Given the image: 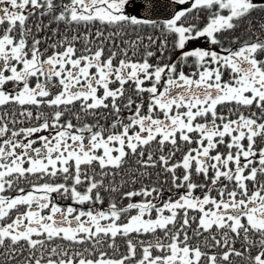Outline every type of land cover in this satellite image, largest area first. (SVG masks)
I'll use <instances>...</instances> for the list:
<instances>
[{
	"label": "snow or ice",
	"instance_id": "1",
	"mask_svg": "<svg viewBox=\"0 0 264 264\" xmlns=\"http://www.w3.org/2000/svg\"><path fill=\"white\" fill-rule=\"evenodd\" d=\"M0 264H264V0H0Z\"/></svg>",
	"mask_w": 264,
	"mask_h": 264
},
{
	"label": "water",
	"instance_id": "2",
	"mask_svg": "<svg viewBox=\"0 0 264 264\" xmlns=\"http://www.w3.org/2000/svg\"><path fill=\"white\" fill-rule=\"evenodd\" d=\"M160 18L162 19L163 18V15Z\"/></svg>",
	"mask_w": 264,
	"mask_h": 264
}]
</instances>
